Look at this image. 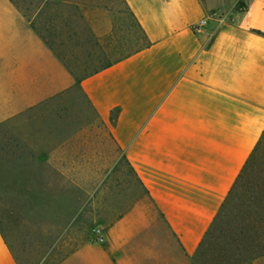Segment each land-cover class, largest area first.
Instances as JSON below:
<instances>
[{
	"label": "crops",
	"instance_id": "obj_1",
	"mask_svg": "<svg viewBox=\"0 0 264 264\" xmlns=\"http://www.w3.org/2000/svg\"><path fill=\"white\" fill-rule=\"evenodd\" d=\"M124 1L150 45L77 86L22 12L0 0V124L77 87L104 127L46 133L64 135L58 151L110 143L119 158L109 165L121 159L139 184L137 192L86 190L84 205L101 212L78 229L74 249L57 264H195L264 132V35L256 32L264 33V0ZM202 18L207 24L194 32ZM94 228L102 229V243ZM0 264H19L1 229Z\"/></svg>",
	"mask_w": 264,
	"mask_h": 264
},
{
	"label": "rangeland",
	"instance_id": "obj_2",
	"mask_svg": "<svg viewBox=\"0 0 264 264\" xmlns=\"http://www.w3.org/2000/svg\"><path fill=\"white\" fill-rule=\"evenodd\" d=\"M88 1L97 6L88 7L83 15L97 37L109 33L113 20L120 24L111 39L101 40L96 49L106 54L125 50L127 47L114 48V40L123 41L122 37L136 30L122 12L121 2ZM27 6L26 1L21 4L22 8ZM81 126L104 127V124L95 117L77 87L36 106L15 124H0V229L19 264H57L74 249L75 234L101 212L84 205L86 190H139L134 174L121 159L115 166L109 165L119 158L110 143L77 142L66 144L58 151L59 140L64 135L46 133L49 128ZM66 137L72 136L66 134ZM54 146L55 150L51 151ZM8 149L14 152L7 153ZM45 155L50 164L44 161ZM255 156L251 172L225 209L217 229L196 252L195 264L233 262L237 257L236 242H240V247L259 245L261 241L264 244V234H260L264 231V133ZM81 176L94 179L101 176L102 181H70ZM81 207L86 209L81 211ZM258 234L261 237L257 239ZM245 264H264V257Z\"/></svg>",
	"mask_w": 264,
	"mask_h": 264
},
{
	"label": "trees",
	"instance_id": "obj_3",
	"mask_svg": "<svg viewBox=\"0 0 264 264\" xmlns=\"http://www.w3.org/2000/svg\"><path fill=\"white\" fill-rule=\"evenodd\" d=\"M10 1L22 12V15L27 19L32 29L42 38L54 55L70 72L77 86L83 79L130 57L150 45L143 28L124 0H119L124 9L122 12L126 14V18L130 20L136 31L122 37L123 41L115 39L113 43L114 48L122 46L127 48L125 50L117 49L110 52V54H106L104 51L96 48L100 45L101 40H110L113 32L116 28L120 27V24L113 20L111 22L109 33L101 38L97 37L92 30L90 22L83 15V12L88 7L97 6L96 4H92L88 0ZM25 1L28 3V6L22 8L21 4ZM242 4V1H238L235 8H240ZM256 32L264 35V33L260 31ZM117 112V108L111 111L109 118L111 123L115 120ZM260 142L261 138L252 150V153L244 164L241 173L238 175V178L228 192V195L214 217L210 228L206 232L204 239L198 246L197 252H199L205 244L207 236L217 229V224L221 221L225 209L237 196L245 182V178L251 172L252 167L255 164V155L259 151ZM15 145L18 147L20 144ZM13 152L12 149L7 150V153ZM260 234H264V231ZM260 234L255 237L258 239L261 237ZM236 243L237 257L234 258L233 262L227 264L252 263L264 257V244L262 241L259 245L253 244L250 246V244H246L242 247H240V242ZM256 248H258V250H255ZM247 254L248 256H246ZM217 264H222L221 260Z\"/></svg>",
	"mask_w": 264,
	"mask_h": 264
},
{
	"label": "built area",
	"instance_id": "obj_4",
	"mask_svg": "<svg viewBox=\"0 0 264 264\" xmlns=\"http://www.w3.org/2000/svg\"><path fill=\"white\" fill-rule=\"evenodd\" d=\"M206 24H207V19L202 18L196 24L192 25L191 28L194 32H199L203 27H205ZM93 234H94V241L98 243H102L104 241V235L101 228H94Z\"/></svg>",
	"mask_w": 264,
	"mask_h": 264
}]
</instances>
